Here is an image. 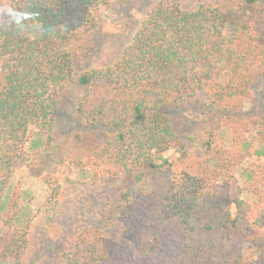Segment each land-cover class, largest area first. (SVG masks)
Wrapping results in <instances>:
<instances>
[{
  "label": "trees",
  "instance_id": "16d2710c",
  "mask_svg": "<svg viewBox=\"0 0 264 264\" xmlns=\"http://www.w3.org/2000/svg\"><path fill=\"white\" fill-rule=\"evenodd\" d=\"M244 3L248 20L236 25L214 1L155 0L114 63L80 69L73 44L99 27L109 0H0V264H25L34 218L55 210L60 178L74 182V169L90 187L117 183L87 205L91 223L52 264H130L111 233L134 215L139 191L157 202L134 245L140 261L261 264L247 252L264 244V234L256 236L264 228V164L243 160L255 143L254 153L264 154V111L252 109L264 74L254 7L264 0ZM67 87L77 93L76 120L106 130L84 155L64 156L54 141ZM197 96L196 123L180 131L175 116ZM172 149L175 159L165 155ZM22 168L50 191L41 210L13 179ZM171 225L175 240L165 246Z\"/></svg>",
  "mask_w": 264,
  "mask_h": 264
},
{
  "label": "rangeland",
  "instance_id": "374dc122",
  "mask_svg": "<svg viewBox=\"0 0 264 264\" xmlns=\"http://www.w3.org/2000/svg\"><path fill=\"white\" fill-rule=\"evenodd\" d=\"M110 5L101 14L100 24L97 29L86 37L77 40L73 44L75 51V63L80 69L103 67L114 63L130 41L134 30L133 25L139 20L146 7L155 0H109ZM183 3H191L195 0H180ZM208 1V0H204ZM223 6L229 12L236 25L244 24L248 20L251 8L245 9L244 0H209ZM257 18L260 20V29L264 31V7L256 5ZM254 107L257 112L264 111V74L258 78L253 86ZM77 93L73 87L65 88L59 97V104L55 112L54 141L58 144L64 156H78L87 154L88 150L101 142L106 131L99 126L86 127L75 118ZM200 97L189 101L179 110L175 117H179L182 124L180 131H185L188 126L195 124L198 117L197 111ZM248 106L250 104H247ZM181 133V132H180ZM224 145L231 146L229 130L224 129ZM252 140L250 134L247 139ZM260 145L255 143L251 151L243 160V167L264 164V154L254 153L261 151ZM166 156L175 159L179 153L172 149ZM74 182L68 183L61 177L62 189L58 198V204L54 211H39L46 201L50 191L43 182L31 175L26 168L18 170L14 174V181L18 182L22 189L29 193V202L34 209H39L33 220L31 234V249L24 263L52 264L59 253L65 248L67 241L85 225L91 223L93 208L87 205L105 191H108L116 182V179H108L105 184L98 187H90L86 182L79 181L77 170L72 171ZM240 177V176H239ZM245 185L244 180L239 178ZM131 183L130 181L127 182ZM126 183V184H127ZM244 197L248 198L246 194ZM134 215L126 221L123 230L116 229L111 233L114 246L123 248L130 258V264H162L157 256L153 261H140L134 251L139 230L147 223L154 220L157 210L155 197L142 193L134 197ZM93 207V206H92ZM87 209V210H86ZM86 210L87 212H84ZM165 233L164 245L168 246L175 240L176 229L171 225ZM264 228L257 233L258 238L263 237ZM161 255L165 252L160 251ZM253 260H259L264 264V244L256 243L247 252ZM158 262V263H157Z\"/></svg>",
  "mask_w": 264,
  "mask_h": 264
}]
</instances>
